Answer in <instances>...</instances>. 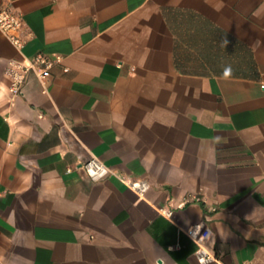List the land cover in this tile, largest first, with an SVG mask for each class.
<instances>
[{
	"label": "crops",
	"instance_id": "1",
	"mask_svg": "<svg viewBox=\"0 0 264 264\" xmlns=\"http://www.w3.org/2000/svg\"><path fill=\"white\" fill-rule=\"evenodd\" d=\"M1 6L27 39L0 30V264H201L200 223L206 264H264V0ZM37 52L46 90L30 71L12 96L9 59Z\"/></svg>",
	"mask_w": 264,
	"mask_h": 264
},
{
	"label": "built area",
	"instance_id": "2",
	"mask_svg": "<svg viewBox=\"0 0 264 264\" xmlns=\"http://www.w3.org/2000/svg\"><path fill=\"white\" fill-rule=\"evenodd\" d=\"M0 30L19 50L23 46L25 39H27L24 32L23 15L16 11V9L14 10L8 6L0 7ZM57 58V56L53 57L45 52H37L32 57L24 56L21 59H9L8 65L5 68V73L8 77L9 93L12 96L24 93L23 83L26 75H28L27 73L30 71L36 74L42 83V90L45 91V79L49 69ZM80 164L92 180L101 179L111 172L109 166L93 155ZM124 182L139 195H142L150 185L144 178H125ZM198 198L197 196L195 197V199ZM158 210L169 218L172 215V210L167 206H159ZM185 232L196 242L195 256L199 263L206 264L218 261L214 249L208 244L211 237V230L208 226L202 223L194 224L187 227ZM242 264L256 263L252 260H244Z\"/></svg>",
	"mask_w": 264,
	"mask_h": 264
},
{
	"label": "clouds",
	"instance_id": "3",
	"mask_svg": "<svg viewBox=\"0 0 264 264\" xmlns=\"http://www.w3.org/2000/svg\"><path fill=\"white\" fill-rule=\"evenodd\" d=\"M222 43L224 44V46H226V44H227V41H226V40H224V41H222Z\"/></svg>",
	"mask_w": 264,
	"mask_h": 264
}]
</instances>
